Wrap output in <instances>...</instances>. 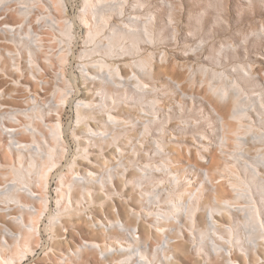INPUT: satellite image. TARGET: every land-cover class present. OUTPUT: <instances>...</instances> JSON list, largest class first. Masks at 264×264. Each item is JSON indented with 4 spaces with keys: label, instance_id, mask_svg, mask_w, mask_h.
<instances>
[{
    "label": "rangeland",
    "instance_id": "obj_1",
    "mask_svg": "<svg viewBox=\"0 0 264 264\" xmlns=\"http://www.w3.org/2000/svg\"><path fill=\"white\" fill-rule=\"evenodd\" d=\"M0 215V264H264V0H0Z\"/></svg>",
    "mask_w": 264,
    "mask_h": 264
},
{
    "label": "bare ground",
    "instance_id": "obj_2",
    "mask_svg": "<svg viewBox=\"0 0 264 264\" xmlns=\"http://www.w3.org/2000/svg\"><path fill=\"white\" fill-rule=\"evenodd\" d=\"M7 127H11V125L6 126V128ZM6 134L7 135L9 134V137L11 138L12 143L15 144V145H20L21 144L20 139L23 138V136H24V134H23V132L21 130H17V129H14V128H8V129H6ZM223 197H224V199L220 200L219 206L221 208H223V209H229V208L231 209L230 202H229L228 198H226L225 195H223ZM0 217H2V216L0 215ZM209 217H212V214ZM133 229L132 228L129 229V233L131 235L133 233ZM88 246L91 247L92 249L98 250L102 254L104 253V250L96 242H89L88 243ZM175 247H177L178 249H181L183 252H185L187 250V247L184 244H181V245L180 244H176ZM116 251H118V250L116 249ZM260 253H263L264 254V250H260ZM236 257H237V253H233L232 256H230L227 259L229 261V264H239V263H237Z\"/></svg>",
    "mask_w": 264,
    "mask_h": 264
}]
</instances>
